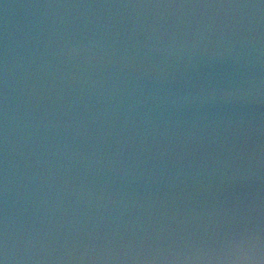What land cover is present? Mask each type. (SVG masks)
Returning <instances> with one entry per match:
<instances>
[{"label":"water","instance_id":"obj_1","mask_svg":"<svg viewBox=\"0 0 264 264\" xmlns=\"http://www.w3.org/2000/svg\"><path fill=\"white\" fill-rule=\"evenodd\" d=\"M0 264H264V0H0Z\"/></svg>","mask_w":264,"mask_h":264}]
</instances>
